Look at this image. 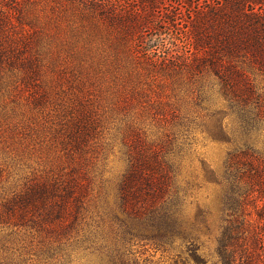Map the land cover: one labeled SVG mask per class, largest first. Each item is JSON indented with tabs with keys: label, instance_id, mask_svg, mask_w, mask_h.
I'll list each match as a JSON object with an SVG mask.
<instances>
[{
	"label": "trees",
	"instance_id": "1",
	"mask_svg": "<svg viewBox=\"0 0 264 264\" xmlns=\"http://www.w3.org/2000/svg\"><path fill=\"white\" fill-rule=\"evenodd\" d=\"M179 39L188 45L185 56ZM83 62L110 91L111 113L123 124L127 167L110 215L100 212L86 168L110 113L85 103L52 109L40 82L42 73L67 68L89 80ZM255 64L264 66V0H0V96H23L28 110L52 113L34 126L4 124L21 141L44 135L58 161L19 187L0 185V264H147L137 250L145 245L169 264H264L263 154L246 144L219 173L203 163L205 178L219 187L215 207L195 197L190 214L187 198L201 185L177 178L190 123L142 86L180 77L194 87L212 77L227 106L253 121L251 113H264L247 73ZM143 113L163 124L160 138L139 137L134 118ZM225 114H209L213 135L226 134ZM8 118L0 105V122ZM251 126L242 123L244 133ZM213 232L216 260L209 263L202 249Z\"/></svg>",
	"mask_w": 264,
	"mask_h": 264
},
{
	"label": "rangeland",
	"instance_id": "2",
	"mask_svg": "<svg viewBox=\"0 0 264 264\" xmlns=\"http://www.w3.org/2000/svg\"><path fill=\"white\" fill-rule=\"evenodd\" d=\"M201 1L194 0V3ZM155 14L158 15L157 12ZM179 26L182 30L185 24ZM151 32L153 31L147 30L145 33L149 35ZM176 48L183 56L188 54V45L183 39H179ZM70 62L75 61L68 63ZM86 62L91 63L90 61ZM82 66L84 70L88 71L89 80L72 76V72H77V70L67 68L57 76L49 72L42 73L40 82L48 92L49 107L52 109L53 106L56 107L57 105L69 104L80 107L85 103L89 106L92 104L98 107V111L103 112L102 116H109L110 113L109 121L111 120V122L101 126L97 141L92 145L91 151L86 154L89 160L86 168L89 169L94 178L92 189L93 193L98 195V206L101 209L99 210L104 215H110L111 210L116 209L118 185L127 167L124 156L125 145L121 139L123 124L119 123L118 125L117 118L113 116L114 112L111 113V107L108 105L111 93L106 90L105 85H102L101 82L99 84L97 71L91 70V67L85 62ZM247 73L253 91L261 96L264 102V66L255 64ZM152 79L155 78L152 77ZM147 80L142 81V86L150 89V93H148L150 98L160 102H168L179 114L187 116V122L190 123V151L178 168L177 178L182 181V184L188 180L201 186H195L191 190V194L187 198V210L192 214L193 206L189 205V202L193 201L195 197L200 203H208L210 207H215L212 201L216 197L219 187L215 183L207 181L203 166L206 165L218 173L221 172L228 154L239 148H244L246 144H250L264 156V113L261 118L260 116L254 117L255 115L251 113L255 119L252 121L247 118L250 115L239 107L230 109L226 99L219 92L218 82L212 77L207 78L203 84L197 83L194 87H191L184 78L180 77L172 80L161 77L158 80H152L150 84H145ZM81 81L83 83H80ZM100 89L103 90L102 94L105 96V100L101 98ZM200 92L201 98L197 97ZM242 103L240 104L243 105ZM0 105H3L4 111L9 117L8 120L0 122V168L2 169L0 185L8 189L19 187L31 176L42 174L50 167H54L58 161L54 158L55 151L48 146L44 135L40 134L35 139L21 141L19 140V133L8 132L4 124L5 122L13 124L21 121L29 126H34L42 122L44 117H52V113H47L50 112L49 108L41 111L28 110L23 96L12 101L10 98L1 95ZM153 106H156V102L153 103ZM218 110L226 112L222 116L226 134L215 136L211 132L209 114ZM52 112L54 113V111ZM137 112L139 113V109ZM112 117H114L113 120ZM53 118L55 119V117ZM134 121L139 137L146 142L160 138L164 132L163 124L152 120L145 113L134 118ZM245 121L252 124V130L249 134L244 133L242 129V123ZM246 135H248V140ZM215 235L216 232H213L202 249V254L209 263L216 260L214 253ZM147 246L149 245L137 247L138 251L143 252L140 254V258L148 259L147 264L170 263L165 253L153 251Z\"/></svg>",
	"mask_w": 264,
	"mask_h": 264
}]
</instances>
